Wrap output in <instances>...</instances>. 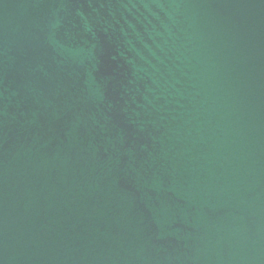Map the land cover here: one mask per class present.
Listing matches in <instances>:
<instances>
[{"label": "water", "instance_id": "1", "mask_svg": "<svg viewBox=\"0 0 264 264\" xmlns=\"http://www.w3.org/2000/svg\"><path fill=\"white\" fill-rule=\"evenodd\" d=\"M0 264H264V0H0Z\"/></svg>", "mask_w": 264, "mask_h": 264}]
</instances>
